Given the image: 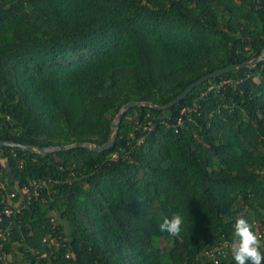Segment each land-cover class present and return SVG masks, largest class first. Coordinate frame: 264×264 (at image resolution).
<instances>
[{"label": "trees", "instance_id": "1", "mask_svg": "<svg viewBox=\"0 0 264 264\" xmlns=\"http://www.w3.org/2000/svg\"><path fill=\"white\" fill-rule=\"evenodd\" d=\"M263 47L264 0H0V139L101 144ZM4 204L0 264H235L240 217L264 253V58L129 107L102 151L0 145Z\"/></svg>", "mask_w": 264, "mask_h": 264}, {"label": "water", "instance_id": "2", "mask_svg": "<svg viewBox=\"0 0 264 264\" xmlns=\"http://www.w3.org/2000/svg\"><path fill=\"white\" fill-rule=\"evenodd\" d=\"M263 58H264V47L259 54L253 56L249 60H245V61L237 62V63H231V64H228V65L223 66L221 68H217V69H215L211 72H208L206 74H203L202 76L198 77L193 82L188 84L179 94H177L175 97H173L172 99H170L168 102H165V103L157 104V103L150 101V100H128L127 102H125L124 104L121 105V107L118 109V111L114 115V117L111 121V134L108 137V139L101 144H97V143L92 142V141H75V142H71V143H67V144H54V145H47V146H39V145H33V144H26V143H22V142L10 140V139H0V145L18 146V147H21L25 150H29L32 152H39L42 154H45V153L51 152V151H55V150H59V149H66V148H69L71 146H77V145L88 146L93 150L102 151L104 149H107V148L113 146L115 139H116L120 119H121L124 111L126 109H128L129 107L138 106V105H148V106H152V107L157 108V109L167 108V107L173 105L174 103L180 101L182 98H184L188 92H190L196 85L200 84L205 79H207L211 76H218L223 72H227V71L234 69V68H237V67H241V66H245V65L254 66L259 60H261Z\"/></svg>", "mask_w": 264, "mask_h": 264}, {"label": "clouds", "instance_id": "3", "mask_svg": "<svg viewBox=\"0 0 264 264\" xmlns=\"http://www.w3.org/2000/svg\"><path fill=\"white\" fill-rule=\"evenodd\" d=\"M182 224V217L174 214L171 218H164L159 230L167 232L170 236H178ZM233 228L231 255L235 264H264V253L260 251L261 237L253 230V225L240 217L236 219Z\"/></svg>", "mask_w": 264, "mask_h": 264}, {"label": "built area", "instance_id": "4", "mask_svg": "<svg viewBox=\"0 0 264 264\" xmlns=\"http://www.w3.org/2000/svg\"><path fill=\"white\" fill-rule=\"evenodd\" d=\"M42 186V183L40 180H32L29 182V184L24 185L22 188V192L26 193L28 195V197H30L31 195V191H33V193H36L38 191V188H40ZM32 188V189H30ZM11 195H14V192L11 193ZM21 208L20 205H15V206H11L8 204H4V206L0 209V218L3 215L6 216H10L15 210H19ZM11 231V225L10 223L6 226V228L4 229H0V238L2 239H6L7 235L10 233ZM0 248H2V241H0Z\"/></svg>", "mask_w": 264, "mask_h": 264}]
</instances>
